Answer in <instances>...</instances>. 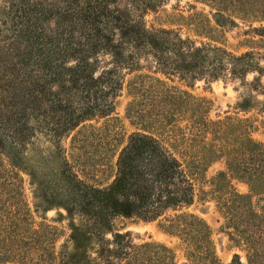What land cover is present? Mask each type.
<instances>
[{"label":"trees","instance_id":"trees-1","mask_svg":"<svg viewBox=\"0 0 264 264\" xmlns=\"http://www.w3.org/2000/svg\"><path fill=\"white\" fill-rule=\"evenodd\" d=\"M170 1H64L55 21L60 33L40 60L44 82L29 75V86L18 90L9 106L17 120L11 125L12 143L5 154L0 151V261L175 264L171 247L116 229L117 221L134 220L162 222L189 264H219L210 227L187 210L208 167L221 161L224 170L211 180L210 194L241 253L229 264H264V208L257 211L252 203L254 197L264 200V142L253 140L240 119L209 120L205 101L173 85V78L188 87L196 81H239L248 94L236 109L264 113V55H235L213 35L236 20L258 24L252 31L264 33V0H194L211 7V18L173 13L169 17H177L180 28L148 25L146 16ZM27 22L24 32L34 25ZM123 90L130 97L126 116L137 131L117 149L106 126L84 123L109 116ZM26 108L38 114L48 109L42 126L61 156L52 185L35 187L34 210L18 162L29 130L21 121ZM75 131L62 149L61 141ZM233 181L246 185L248 193L237 192ZM51 208L58 211L52 222L66 221L69 232L58 249L63 230L47 223ZM37 213H42L39 223Z\"/></svg>","mask_w":264,"mask_h":264},{"label":"rangeland","instance_id":"rangeland-1","mask_svg":"<svg viewBox=\"0 0 264 264\" xmlns=\"http://www.w3.org/2000/svg\"><path fill=\"white\" fill-rule=\"evenodd\" d=\"M64 1L66 0H0V151L3 154H5L4 148L12 143L11 125H14L15 120H17L16 117L12 116L13 111L9 106H12L15 101L16 92L29 86L31 82L29 75L38 79V82L41 81L40 84L44 82L45 73L40 68V60L50 54L52 51L50 44L53 40H57V35L60 33L55 21L57 13L65 5ZM35 2L37 4L34 6ZM213 12L211 7L194 0H171L161 7L157 14L147 15L145 20L148 25L157 28L176 29L180 28L178 27L180 22L177 17H169L170 14H182L185 17L191 14H201L211 18ZM45 13H47V17L43 15ZM36 16L40 18V21L35 20ZM29 19L32 20L34 25H30L28 31L24 32L23 25H29L27 22ZM235 23V25L226 24L224 29L217 28L218 32L213 35L218 37V42L235 55L252 52L263 56L264 36L257 34L264 33L252 31V28H258L259 25L241 23L237 20ZM182 33H187V29L183 28ZM187 34L194 35L189 31ZM202 41L206 40L203 39ZM261 65H264V61L261 62ZM253 76V74L248 75L246 81L250 82ZM126 79H131V76ZM262 83L264 84V80H262ZM173 85L187 90L193 97L205 101L209 120L240 119L244 122L247 132L253 140L264 142V113L257 110L243 113L236 109L241 97H246L248 94L247 89L240 85L239 81H196L195 84L188 87L184 82L173 78ZM51 91H55V89L53 88ZM253 94L257 96L258 100H262L258 94ZM39 97L46 102L52 99L48 96H38V99ZM129 101L130 97L127 95V91L123 90L114 100L113 111L109 116L88 121L84 125H93L97 128L106 126L113 145L114 141L117 140V149H120L128 137L137 131L126 116V107ZM43 109L44 111L48 110L47 108ZM44 111L38 114L35 112V108H26L23 117H21L22 123L25 122L29 130L23 137L18 162L25 169L20 173V176L23 179L26 199L31 210H34L33 204L36 203L33 198L35 187L37 189L42 185L47 188L52 185L50 182L54 180L55 170L58 168L61 157L54 147L55 142L50 139L49 134H46V130L42 126L43 118L41 115ZM8 117L10 121L6 120ZM76 131L69 138L61 141L60 146L62 149L68 148L69 141ZM117 149L115 148V151ZM115 159L112 160V165ZM222 170H224V165L221 161H217L208 167L204 180L198 186L199 191L197 192L196 201L187 211L197 215L208 224L219 264H229L235 253H241L229 240L227 230L224 228V220L210 194V182ZM110 173L109 169L107 176ZM32 182H34V186L31 185ZM233 187L240 194L248 193L247 186L242 183L233 181ZM48 200L51 202V197ZM55 203H57L56 200L51 205ZM252 203L257 211L264 208V200L262 199L254 197ZM57 212V210L51 208L46 212L45 218L47 223L63 230L62 236L56 244L58 249L68 240L69 232L66 229V221L61 223L52 222L56 219ZM59 212L64 214L63 210ZM41 216L42 213H37L35 217L37 223L41 222ZM115 225L120 232H131L140 239L139 241H152L171 247L176 252L175 264H189L183 257L184 253L179 248L177 241L162 229V222L119 220ZM0 264L10 263L0 261Z\"/></svg>","mask_w":264,"mask_h":264}]
</instances>
